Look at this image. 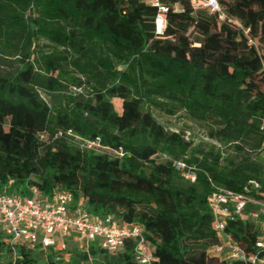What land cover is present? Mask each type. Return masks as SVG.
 I'll return each instance as SVG.
<instances>
[{
	"label": "trees",
	"instance_id": "obj_1",
	"mask_svg": "<svg viewBox=\"0 0 264 264\" xmlns=\"http://www.w3.org/2000/svg\"><path fill=\"white\" fill-rule=\"evenodd\" d=\"M217 2L223 21L162 0L156 33L146 0H0V192L68 190L89 220L138 227L151 264H242L214 253L225 237L264 258L251 206L219 233L207 204L214 187L239 193L248 181L264 197V0ZM152 109L202 125L205 141ZM96 139L124 155L82 147ZM134 244L11 249L0 232V264H139Z\"/></svg>",
	"mask_w": 264,
	"mask_h": 264
},
{
	"label": "built area",
	"instance_id": "obj_2",
	"mask_svg": "<svg viewBox=\"0 0 264 264\" xmlns=\"http://www.w3.org/2000/svg\"><path fill=\"white\" fill-rule=\"evenodd\" d=\"M149 5L157 9L154 20L156 33H162L165 25L164 13L167 8L162 0H146ZM193 10H207L216 14L220 21L225 15L217 0H190ZM68 135H71L68 132ZM82 147L99 154L107 152L109 156L121 158L122 149L110 150L102 147L99 139L84 141ZM172 166L183 180L190 183L196 181V169L182 161H173ZM214 187V186H213ZM259 184L248 181L242 192L236 193L220 187L207 197V204L214 220V230L223 232L227 221L236 216L244 215L247 206L252 210L248 217L258 226L260 232L255 241L258 252H264V197L257 199L251 196L257 191ZM30 196L17 193L5 194L0 192V232L4 234L11 249L19 243L34 246L41 244L43 248H52L57 253L67 250V241L71 239L77 246L87 249L91 243L108 252L119 250L127 240H134V258L139 264H151L153 256L151 248L145 242L138 227L119 226L113 222L111 216H104L96 220H89L88 212L80 202L74 203L70 191L62 189L49 195L39 193L36 187L29 188ZM264 196V195H263ZM216 255H223L224 259L238 261L242 264H264V258L258 255L247 256L240 247L230 240L223 241L213 249ZM59 257H56L58 260Z\"/></svg>",
	"mask_w": 264,
	"mask_h": 264
},
{
	"label": "rangeland",
	"instance_id": "obj_3",
	"mask_svg": "<svg viewBox=\"0 0 264 264\" xmlns=\"http://www.w3.org/2000/svg\"><path fill=\"white\" fill-rule=\"evenodd\" d=\"M175 9H179L177 6ZM112 104L116 110L119 109V102L116 100L112 101ZM152 113L154 117L157 119L159 123H161L165 127H182L188 129L194 139L197 141L204 140L205 141V128L200 124H195L189 122L181 113L176 114L173 117L164 115L163 112H160L159 110L152 109ZM71 245V244H70ZM68 245V250L72 249V246Z\"/></svg>",
	"mask_w": 264,
	"mask_h": 264
}]
</instances>
